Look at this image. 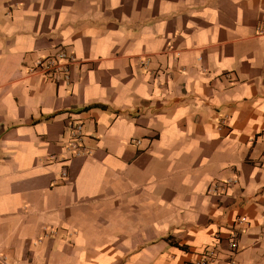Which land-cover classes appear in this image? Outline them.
Listing matches in <instances>:
<instances>
[{
  "label": "crops",
  "instance_id": "crops-1",
  "mask_svg": "<svg viewBox=\"0 0 264 264\" xmlns=\"http://www.w3.org/2000/svg\"><path fill=\"white\" fill-rule=\"evenodd\" d=\"M262 29L264 0H0V261L264 264ZM61 50L69 86L29 73Z\"/></svg>",
  "mask_w": 264,
  "mask_h": 264
},
{
  "label": "built area",
  "instance_id": "built-area-1",
  "mask_svg": "<svg viewBox=\"0 0 264 264\" xmlns=\"http://www.w3.org/2000/svg\"><path fill=\"white\" fill-rule=\"evenodd\" d=\"M259 34L264 33V29L258 30ZM75 64V58L72 55L66 54L64 51H59L55 55L45 59L38 60L35 65L29 70L30 74L41 75L52 81H61L66 86H69L71 82L70 71L71 67ZM68 139L66 143V152L71 154L72 157L89 156L90 151L82 146L81 141L83 137L82 125L79 123H71L67 126ZM138 143V142H136ZM65 176V173L62 174ZM238 225L246 224V218L239 217L236 220ZM238 232L232 231L229 241V249L231 252L237 250ZM214 256L212 250H205L200 258L197 260V264H210ZM0 264L4 262L0 261Z\"/></svg>",
  "mask_w": 264,
  "mask_h": 264
}]
</instances>
